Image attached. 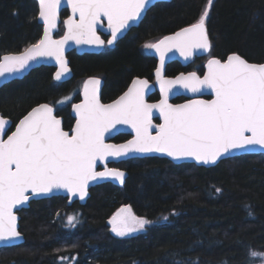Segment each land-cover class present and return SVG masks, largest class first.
I'll list each match as a JSON object with an SVG mask.
<instances>
[{"label":"trees","instance_id":"trees-1","mask_svg":"<svg viewBox=\"0 0 264 264\" xmlns=\"http://www.w3.org/2000/svg\"><path fill=\"white\" fill-rule=\"evenodd\" d=\"M206 3L156 2L114 50L69 52L68 81H54L53 67L33 68L0 87V114L12 121V130L31 107L47 102L69 128V107L56 102L71 92L75 101L81 78L100 74L102 98L110 99L131 76L150 77L155 59L141 53L140 43L196 22ZM37 14L35 0H0V56L39 40ZM206 26L213 55L236 52L251 62L264 61V0H213ZM171 68L180 66L172 63L167 71ZM125 168L124 184L96 185L84 204L68 205L63 196L30 201L18 212L25 240L1 247L0 264H252L250 253L264 251V154H241L212 167L145 157ZM120 206L153 223L131 236L113 234L108 219ZM69 216L77 218L74 227Z\"/></svg>","mask_w":264,"mask_h":264},{"label":"snow or ice","instance_id":"snow-or-ice-1","mask_svg":"<svg viewBox=\"0 0 264 264\" xmlns=\"http://www.w3.org/2000/svg\"><path fill=\"white\" fill-rule=\"evenodd\" d=\"M61 3L38 0L43 36L21 52L0 56V78L25 71L40 58H51L58 65L54 80L61 81L71 71L64 55L69 41L97 47L114 45L140 20L150 0H68L72 15L63 21L67 30L60 39H53L51 32L59 21ZM212 6L213 0H207L195 23L143 44L159 57L155 68L161 97L158 102L146 99L153 87L149 80L136 77L117 99L102 103L101 80L90 77L83 83V100L71 104L75 124L67 131L55 104L33 107L11 134H7L10 121L0 114V241L21 238L14 210L32 196L64 190L83 200L91 182L115 180L124 184L125 172L108 167L109 159L132 153H161L173 160L192 159L209 165L233 151L257 146L264 149V63H252L232 53L223 60L210 56L203 75L191 71L168 78L164 74L170 52H178L185 60L198 52H211L206 22ZM104 20L110 33L106 41L97 34V26ZM180 90L201 95L211 90L213 98L170 103V96ZM71 99L66 96L56 104ZM157 113L162 123H153ZM118 125L130 127L133 138L123 144L106 143V136ZM98 163L103 170H97ZM215 191L220 193L222 189ZM67 219L74 227L77 218ZM108 223L115 235L124 237L145 230L153 222L124 206ZM250 255L264 258V253L256 251Z\"/></svg>","mask_w":264,"mask_h":264},{"label":"water","instance_id":"water-1","mask_svg":"<svg viewBox=\"0 0 264 264\" xmlns=\"http://www.w3.org/2000/svg\"><path fill=\"white\" fill-rule=\"evenodd\" d=\"M36 1V4H37V9H39V5H38V0H35ZM161 1H170V0H150V3L146 9V11L151 7L153 6L156 2H161ZM63 10H67V15L64 17V18H61V12ZM60 16H59V21L57 22V26L52 29V32H51V35H52V38L53 39H60L66 32V26L64 25L63 21L66 20L68 17H70L72 15V10H71V7L69 6L68 4V0H62V3L60 5ZM145 11V12H146ZM145 12L142 14V17L144 16ZM142 17L140 18V20L142 19ZM138 20L137 22H135L132 26H135L138 24V22L140 21ZM37 22L42 26V33H41V36L39 39L42 38L43 36V28H44V25H43V21H41L39 18H38V14H37ZM62 23L63 25V31L61 33V35H58L56 36L55 34L59 32L60 30V24ZM195 23V22H194ZM190 25V24H189ZM189 25H186V26H183V27H187ZM181 27V28H183ZM181 28L177 29L176 31H179ZM174 31V32H176ZM99 32H102L104 34H107L109 35V38H110V33H109V30L107 28V22L106 20H104L100 25L97 26V34L100 36V33ZM127 31H125L121 36L120 38L126 33ZM174 32H171V33H168L166 35H163L160 39H162L164 36H167V35H171L173 34ZM101 37V36H100ZM102 39V38H101ZM159 40V39H158ZM37 42V41H36ZM34 42V43H36ZM32 43V44H34ZM31 45V44H29ZM28 45V46H29ZM26 46V47H28ZM108 46V45H107ZM113 45L111 46H108V47H112ZM25 47V48H26ZM24 48V49H25ZM103 47H97L96 45H88V44H80V45H77L74 41H69L67 45H65V51H64V55H65V58L68 60V63H69V58H68V53L71 52V51H75L77 54L81 55V54H85V53H99L101 50H102ZM24 49H22L21 51H23ZM19 51V52H21ZM8 53H17V52H8ZM8 53H4L3 55L5 54H8ZM149 53L151 56H153L155 59H156V66L155 68L159 65V57L158 55L153 51V50H149ZM236 53V52H235ZM206 53H203V52H198L196 53L194 56H202ZM232 54V53H230ZM238 54V53H236ZM1 55V56H3ZM229 55V54H228ZM240 55V54H239ZM193 56V57H194ZM192 57V58H193ZM191 59V58H190ZM190 59L188 60H185L182 56H180V54L178 52H170L168 53L167 57H166V61H165V67L167 65V63L173 61V60H177L179 61L182 65L186 64V62H188ZM251 62V61H249ZM252 63H264V61L262 62H252ZM41 65H45V66H49V67H53L54 68V72H53V79H54V74L57 70V67L58 65L56 64L55 60L54 59H51V58H40L38 59L37 61H34V62H31L30 64V67H28L25 71L23 72H20V73H15L11 76H6L4 78H0V87H2L3 85H5L6 83L12 81V80H15V79H21L23 78L25 75H27L29 73L30 70H32L33 68H36V67H39ZM207 61L206 63L204 64V72L205 73L207 71ZM70 67V65H69ZM71 69V68H70ZM191 72V71H189ZM180 73H185L187 74L188 72H179L178 74L174 75V76H166L168 78H174L176 76H178ZM72 70L70 71V73H68L61 81H57V82H64V81H67L69 79H71L72 77ZM165 74V73H164ZM153 75L155 77V69L153 71ZM203 75V74H202ZM90 77H95V76H90ZM90 77H87L84 81H86L87 79H89ZM98 78V77H96ZM136 78V77H135ZM101 80V90H102V86H103V80L101 78H99ZM134 79V78H133ZM143 79V78H142ZM56 81V80H55ZM150 85H153V87L151 88V90L149 91L148 95L146 96V99L149 103H156L159 101V99L161 98L160 97V89H159V85L155 83H152L150 82ZM131 84V82H130ZM129 84V85H130ZM128 85V86H129ZM128 88V87H127ZM126 88V90H127ZM125 90V91H126ZM124 91V92H125ZM155 91H157L158 95H159V99L158 100H155V101H151L149 100V97L152 93H154ZM123 92V93H124ZM123 93H121L120 95H122ZM119 95V96H120ZM118 96V97H119ZM205 96H209V98H206ZM117 97V98H118ZM177 97H184L185 99L181 102H177V103H174V104H181V103H185L188 99H206V100H210L213 98V94L211 93V90H206L202 95L201 94H193V93H190V92H185L183 90H180L176 95L174 96H170L169 98V102L170 103H173L171 102L172 99L174 98H177ZM116 98V99H117ZM83 100V85H82V88L80 90V99L79 101L77 102H74V103H80L81 101ZM102 102V100H101ZM112 101L110 102H102V103H111ZM41 103H47V102H41ZM39 103V104H41ZM72 103V104H74ZM50 104V103H49ZM38 104L34 105L33 107L37 106ZM33 107H31L21 118L18 119V121L16 122V124L19 122L20 119H22ZM70 114L71 116L73 117L74 121H73V124L72 126H74L75 124V114L70 106ZM59 116V115H58ZM61 119H62V124H63V118L61 116H59ZM7 118V117H6ZM9 121H10V124H9V131L7 134H11V131H14L15 130V125L14 127L12 128V130H10L11 126H12V121L7 118ZM157 120V121H156ZM153 123L155 124H158V123H162V121L159 119L158 117V113L154 115L153 117ZM71 126V127H72ZM67 131V129H65ZM69 130V129H68ZM155 133V130H153V134ZM118 134H128L130 135V137L125 140V141H122V142H118V143H115L112 141V139L117 136ZM134 136V132L132 131V129L130 127H128L127 125H118L117 126V129L116 130H113L112 133L110 135H107L106 136V143H111V144H123V143H126L128 140L132 139ZM6 138V137H5ZM264 154V149H261L259 148L258 146L254 149H248V150H237V151H233L231 153H229L228 155H226L225 157L221 158L220 160L222 159H225V158H230V157H233V156H237V155H241V154ZM144 157H159V158H165L169 161H171L172 163L174 164H179V163H193L197 166H203V167H212L214 165H216L219 161H217L216 164H209V165H204V164H201V163H197L196 161L192 160V159H182V160H173L172 158L164 155V154H161V153H149V154H140V153H132L126 157H121L120 159H109V161L107 162L110 163V162H118V161H121V160H126V159H129V158H144ZM98 167H101L100 169H98ZM109 167V166H108ZM110 168H114V167H110ZM120 169V168H118ZM97 170H103V165L102 164H99L98 163V166H97ZM122 171L125 172V178L127 177V172L123 169H120ZM106 182H109V183H112L116 186H121L122 184H120L118 181H115V180H100V181H96V182H91L90 185H89V188H88V195L85 197V199L83 200H80L79 197H72L70 196L66 191L64 190H58V191H55L49 195H37V196H32L30 197L29 201L22 205V206H19L18 209H15L14 211L16 212V215H17V224H18V230L20 231V224H19V220H20V215L18 213V211H20L21 209H26L28 208L29 206V203L30 201L32 200H38V199H44V198H50L52 196H63L65 198H67V201L66 203L68 205L72 204L74 201H77L79 204H84L86 202V200L89 198L90 196V189L96 185H99V184H102V183H106ZM21 232V231H20ZM22 233V232H21ZM25 240V237L22 233L21 235V238L19 239H16V240H12V241H8V242H4V241H0V248L1 247H9V246H13V245H18L22 242H24Z\"/></svg>","mask_w":264,"mask_h":264},{"label":"flooded vegetation","instance_id":"flooded-vegetation-1","mask_svg":"<svg viewBox=\"0 0 264 264\" xmlns=\"http://www.w3.org/2000/svg\"><path fill=\"white\" fill-rule=\"evenodd\" d=\"M152 7V6H151ZM150 9V8H149ZM149 9L145 12V14H144V16L142 17V19L138 22V24L137 25H135V26H132L129 30H127V32L121 37V38H119L118 39V41L112 46V47H108L107 45H105L103 48H102V50L99 52V53H103V52H105V51H112V50H114L116 47H117V45L119 44V42L129 33V31L131 30V29H133V28H135V27H137L139 24H140V22L143 20V18L145 17V15L147 14V12L149 11ZM64 11V10H63ZM61 18H64V17H62L61 16ZM62 24V23H61ZM60 26V25H59ZM60 28V27H59ZM60 31V30H59ZM62 31H63V28H62ZM100 33V36H101V38L102 39H104L105 41L109 38V35H107V34H104V33H102V32H99ZM171 33V32H170ZM57 34V33H56ZM55 34V35H56ZM168 34V33H167ZM59 35H61V34H59ZM164 35H166V34H164ZM56 36H58V35H56ZM163 35H161L160 37H158L155 41H157L158 39H160L161 37H162ZM152 39H154L153 37L152 38H150V40H152ZM210 39V38H209ZM149 39H147V40H144V41H150ZM154 41V42H155ZM211 41V40H210ZM145 42H141L140 43V51H141V53L143 54V55H149V56H151L150 55V53H149V49H145V48H143V44H144ZM211 44H212V42H211ZM212 47H213V45H212ZM76 53V52H75ZM232 53H235V52H232ZM94 54H96V53H94ZM228 54H230V53H228ZM228 54H226V55H224V56H222V57H219V56H216V55H213L212 54V49H211V52L210 53H206V54H204V55H202V56H194L193 58H191L188 62H186V64H184V65H182L179 61H177V60H173V61H171V62H169V63H167V65H166V67H165V75L166 76H174V75H176V74H178L179 72H189V71H196L198 74H200V75H202L203 74V72H204V64L206 63V61L210 58V56H214V57H217V58H220L221 60H223V59H225L226 57H227V55ZM151 57H153V56H151ZM154 58V57H153ZM155 59V58H154ZM178 63V65L180 66V68L179 69H169V72L167 71V67L168 66H170L172 63ZM70 65V64H69ZM155 66H156V59H155ZM71 68V67H70ZM154 69H155V67H154ZM154 69L152 70V73H151V76L150 77H146V76H137V75H134V76H131L127 81H126V83L124 84V86L114 95V96H112L110 99H103L102 98V90H101V100H102V102H110V101H113V100H115L121 93H123L125 90H126V88L128 87V85L130 84V82L132 81V79L133 78H135V77H140V78H147L150 82H152V83H154V81H155V77H154V75H153V71H154ZM72 70V69H71ZM72 73H73V71H72ZM72 76H73V74H72ZM91 76H95V77H98V78H101L102 80H103V85H104V78L99 74H96V75H91ZM87 77H90V76H87ZM87 77H83V78H81L80 80H79V89H78V91H77V94H78V98L75 100V101H73L72 99H71V101L70 102H68V103H66V104H61V106H68L69 108V114H70V106H71V104L72 103H74V102H77V101H79V99H80V90H81V88H82V85H83V83H84V80L87 78ZM72 78V77H71ZM70 80V79H69ZM55 81V80H54ZM68 81V80H67ZM57 82V81H56ZM65 82V81H64ZM60 83H62V82H60ZM102 89H103V86H102ZM72 92L71 93H69V94H67V96L68 95H70L71 97H73L72 95ZM206 98H209V96H205ZM159 99V95H158V93H157V91H155L154 93H152L151 95H150V97H149V100H151V101H155V100H158ZM185 98L184 97H177V98H174V99H172L171 100V102H173V103H177V102H181V101H183ZM70 116H71V114H70ZM72 117V116H71ZM72 119H73V117H72ZM18 121V120H17ZM16 121V122H17ZM73 121H74V119H73ZM157 121V120H156ZM16 124V123H15ZM14 124V125H15ZM72 124H73V122H72ZM72 124H71V126H72ZM14 125H13V127H14ZM71 126L69 127V128H64V129H70L71 128ZM119 136H124L125 137V139H123V140H121V141H117L116 139L119 137ZM130 137V135H128V134H118L117 136H115L113 139H112V141L113 142H115V143H118V142H122V141H125V140H127L128 138ZM145 158V157H144ZM133 159H140V158H129V159H126V160H121V161H118V162H110V163H108V166L109 167H114V168H120V169H123V170H125L126 172H127V170H126V168H125V163L126 162H128V161H130V160H133ZM101 167H98V169H100ZM65 198V197H64ZM67 199V198H66ZM75 202V201H74ZM22 210V209H21ZM20 210V211H21ZM19 212V211H18Z\"/></svg>","mask_w":264,"mask_h":264},{"label":"rangeland","instance_id":"rangeland-1","mask_svg":"<svg viewBox=\"0 0 264 264\" xmlns=\"http://www.w3.org/2000/svg\"><path fill=\"white\" fill-rule=\"evenodd\" d=\"M156 39H152V40H150V41H146V42H154ZM145 42V43H146ZM24 49V48H23ZM67 96V95H66ZM66 96H64V97H66ZM68 96H70V95H68ZM63 97V98H64ZM62 98V99H63ZM61 99V100H62ZM59 105H61V104H59ZM122 207H124V206H120V207H118L113 213H112V215L109 217V219H108V221L111 219V217L120 209V208H122ZM109 224V223H108ZM150 225V224H149ZM149 225H146V227H145V230H146V228L149 226ZM109 230L111 231V225L109 224ZM145 230H143V231H145ZM112 232V231H111ZM139 232H142V231H139ZM139 232H134V233H131V234H129V235H127V236H131V235H134V234H137V233H139ZM113 233V232H112ZM113 234H115V233H113ZM127 236H124V237H127ZM253 251H256V252H258V253H264V251H258V250H253ZM252 257V256H251ZM253 258V262H252V264H262V260H264V258H262V257H259V256H257V257H252Z\"/></svg>","mask_w":264,"mask_h":264}]
</instances>
